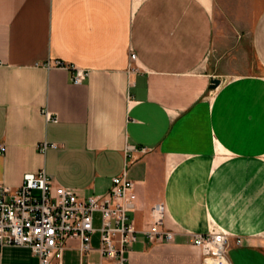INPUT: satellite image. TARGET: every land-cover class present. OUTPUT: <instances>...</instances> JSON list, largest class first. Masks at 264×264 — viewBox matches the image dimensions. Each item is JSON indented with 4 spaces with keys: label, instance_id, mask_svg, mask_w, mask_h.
Segmentation results:
<instances>
[{
    "label": "crops",
    "instance_id": "obj_1",
    "mask_svg": "<svg viewBox=\"0 0 264 264\" xmlns=\"http://www.w3.org/2000/svg\"><path fill=\"white\" fill-rule=\"evenodd\" d=\"M125 166L133 227L161 203L174 234L140 236L129 264H201L191 235L212 226L231 264H264V0H0V186L44 170L87 198ZM95 243L82 264H113ZM12 252L38 264L23 247L0 264ZM63 264H81L78 242Z\"/></svg>",
    "mask_w": 264,
    "mask_h": 264
},
{
    "label": "built area",
    "instance_id": "obj_2",
    "mask_svg": "<svg viewBox=\"0 0 264 264\" xmlns=\"http://www.w3.org/2000/svg\"><path fill=\"white\" fill-rule=\"evenodd\" d=\"M46 66L71 72L74 85L89 77L87 70L60 61ZM45 116L47 121H56L47 112ZM57 147L44 142L39 151L45 153ZM111 184L105 195L82 198L70 188L55 185L41 170L24 174L18 188L0 186V250L23 247L30 250L38 264H63L68 243L75 241L82 264V259L93 251V236L97 234V252L102 258L113 264H129L130 248L140 236L150 243L174 241V234L162 228L166 211L161 203L153 207L152 224L147 230L140 232L133 227L128 216L134 209L133 183L127 177V166L112 178ZM228 237L226 232L212 226L206 234L191 235L190 242L199 249L202 264H231Z\"/></svg>",
    "mask_w": 264,
    "mask_h": 264
},
{
    "label": "rangeland",
    "instance_id": "obj_3",
    "mask_svg": "<svg viewBox=\"0 0 264 264\" xmlns=\"http://www.w3.org/2000/svg\"><path fill=\"white\" fill-rule=\"evenodd\" d=\"M97 239H98V235L96 234V235L93 236V245L96 244L95 242H96ZM236 244H237V242H236ZM12 248H17V247H12ZM16 256H18V257L20 256L19 252H12V253L7 254V257H6L7 264L13 263V258L16 257ZM25 257H27V256H25ZM67 261L68 262L69 261H74V256L71 259H69V257H67ZM201 264H202V261H201Z\"/></svg>",
    "mask_w": 264,
    "mask_h": 264
},
{
    "label": "water",
    "instance_id": "obj_4",
    "mask_svg": "<svg viewBox=\"0 0 264 264\" xmlns=\"http://www.w3.org/2000/svg\"><path fill=\"white\" fill-rule=\"evenodd\" d=\"M220 84L219 80H212L211 81V85H210V89H215L216 87H218Z\"/></svg>",
    "mask_w": 264,
    "mask_h": 264
}]
</instances>
